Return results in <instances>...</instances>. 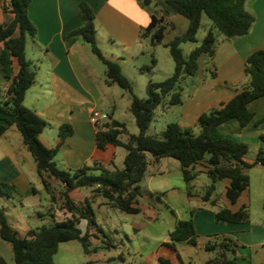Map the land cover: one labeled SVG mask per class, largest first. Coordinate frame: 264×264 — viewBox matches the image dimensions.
<instances>
[{
	"label": "trees",
	"instance_id": "1",
	"mask_svg": "<svg viewBox=\"0 0 264 264\" xmlns=\"http://www.w3.org/2000/svg\"><path fill=\"white\" fill-rule=\"evenodd\" d=\"M31 0H10L8 8L14 13L13 20L7 25H0V40L4 47L1 54V66L5 80L8 81V97L0 99V120L5 121L0 126L2 135L9 125H16L24 143L32 152L37 163V172L55 201L57 192L54 183L63 185L60 197L63 208L69 217L52 224H43L31 228L26 235H20L9 221L5 210L0 207V236L12 244L14 259L17 264H55L54 256L60 243L68 240H79L87 253L107 247L104 244L92 246V237L99 238V233L91 232L90 228L97 227L98 231L106 232L96 220L93 206L88 201L86 205L77 204L70 192L78 187L94 188L96 195H103L112 206L128 213H138L141 196L140 183L146 176L149 166L163 157H175L181 163L182 172L187 182L194 179L192 170L197 164L208 161L207 173L212 183L203 196L210 199L216 188V182L224 177L231 179L226 194L232 202H236L242 192L250 185L247 168L261 164L264 166V134L261 135L262 146L254 160H247L246 154L249 145L231 136H225L220 128L224 124L237 121L240 127L246 126L254 119V112L249 103L264 96V49H257L246 59L245 74L248 81L243 88L222 107L204 111L198 118L200 132L193 128L183 127L178 121L169 122L161 135L149 132L155 109L170 95V104H179L183 101L180 85L187 76H192L198 69V58L207 54L215 56L216 45L220 34L228 39L247 35L256 16L246 7L247 0H164L176 12L189 19L188 29L177 35L169 42H164L166 24L162 18L152 16L150 25L145 33L153 32L151 40L154 44L163 43L170 49L175 61L173 74L161 81L150 80L147 84L146 97H139L133 89V82L124 72L120 63L107 57L97 41L95 26V11L86 1L81 2L84 23L74 29L68 38L82 34L91 44L93 51L106 64V74L109 82L118 83L131 96L130 110L133 113L139 132L129 134L126 140L120 136L128 132L125 122L113 119L110 123L97 124V145L101 149L109 145L124 146L127 153L124 167L110 169L101 165H84L70 171L60 168L55 156L64 142L66 130L71 132L69 124L60 126V141L56 146H48L40 139V134L48 125V121L24 100L27 90L36 80L37 67L27 57V36H36L37 27L29 16ZM151 3L152 0H145ZM212 22L204 38L199 41L198 31L202 26L203 17ZM19 32L16 34V32ZM199 42L189 54H186L183 43ZM17 58L19 70L13 69V59ZM157 60L143 68L152 69ZM216 74L215 72H213ZM264 120V117L262 118ZM209 155V158L206 156ZM98 170V173L95 172ZM53 179V180H52ZM2 192L11 195L13 185L0 181ZM218 220L230 222H247L250 219L248 206L244 204L239 210L233 211L227 207L221 208L215 214ZM86 219L87 229H82L78 223ZM173 244L175 241L187 240L197 243V232L192 218L179 220L176 227L170 232ZM238 242L233 239L209 241L206 248L216 250L217 254L207 263L213 264H240L234 254ZM236 244V245H235ZM232 252V254L230 253ZM161 264H171V259L160 256ZM0 264H9L0 253Z\"/></svg>",
	"mask_w": 264,
	"mask_h": 264
},
{
	"label": "crops",
	"instance_id": "2",
	"mask_svg": "<svg viewBox=\"0 0 264 264\" xmlns=\"http://www.w3.org/2000/svg\"><path fill=\"white\" fill-rule=\"evenodd\" d=\"M82 1L88 2L95 11L96 35L99 46L107 57L118 61L121 66L123 63L130 64L131 57L143 51L148 38H151L153 33H145V29L150 25L153 15L162 18L163 23L167 25L164 31V42H169L177 35L184 33L190 22L186 16L181 17L184 15L176 12L164 0H152L155 4L154 8L146 4L144 0L30 1L29 16L37 27V34L34 37L27 36L26 51L27 57L36 65L37 73L34 84L26 92L24 102L48 121V125L40 134V138L48 146H56L59 143L61 139L60 126L62 124L71 125V132L65 133L64 142L55 156L57 165L70 171L84 165L107 167L105 165V152L101 151L115 145H109L105 149L98 147L96 139L97 125L93 112L99 111L103 124L110 123L113 119L120 120L114 115H116L118 98H125L120 89L122 87L118 83L109 82L106 73H103V71L99 76L93 66L83 60L80 49H83L87 42L83 35L79 34L75 38H68V35L74 29L81 27L84 23ZM9 2L10 0H0V25L9 24L14 18V13L8 8ZM246 7L255 14L256 20L247 35L235 39H228L222 34L219 35L213 64L210 68L216 75L205 80L199 79L193 84H190L187 77H185L183 81L185 80L187 83L182 85L181 90L183 101L179 104H170L171 96L168 95L155 109L153 120L161 122L159 128L161 133L167 124L172 121H178L183 127L191 128L194 126V132H200V128L197 127L199 116L204 111L222 107L223 103L228 102L243 88L242 82L246 78L245 63L247 57L257 49H264V0H250V2L247 0ZM178 20L182 24L180 29L177 24ZM211 25L210 19L204 16L201 26L203 35H199L201 28L198 31L199 41L204 38ZM18 33L17 31L16 34ZM150 42L155 49L160 45L165 46L163 43L154 44L152 40ZM198 43L186 42L182 44V47L185 50V46H187L185 53L189 54ZM3 47L4 44L0 40V99L5 100L8 97V81L5 80L1 66ZM156 59L157 63L150 69V72H154L159 63V59ZM13 69L15 73L19 70L16 57L13 59ZM150 80L149 78L144 80L145 87H147ZM225 81L234 82L239 86L218 85L219 83L223 84ZM104 105L113 109L109 121L105 120L102 111L98 110V107ZM128 105H131V96ZM249 108L254 112V119L242 132L244 134L252 132L254 135H259L264 132V121L260 124L261 126L259 125L260 127H256V121L264 117V96L251 101ZM171 112H173V116H169ZM4 123L5 121L0 120V126ZM48 127H50L52 133L50 137L45 134ZM155 128L157 129L158 125H155ZM206 158H209V155ZM246 159L253 160L247 157ZM89 162H91V165ZM164 162L174 163L182 171L179 160L173 159V157H163L155 162L159 165L157 168L159 172L168 169ZM207 162L206 160L200 163L201 165L197 164L194 169L207 173L209 168ZM154 175L151 174V176ZM0 181H6L13 185L11 195L2 192L0 189V200L3 203L5 200L2 196L10 198L6 199L7 204L16 199L23 203V199L28 196L32 197V195L34 196L39 192L40 186L43 184L37 172L35 157L24 143L22 133L16 125H9L6 131L0 135ZM218 181H221L224 187L223 194H221L224 207L237 211L246 204L245 199L250 186L242 192L236 202H232L226 194L231 179L224 177ZM216 189L217 185L213 193ZM87 190H92V187H87ZM86 192L82 187H78L73 189L70 195L77 204L86 205L85 202L88 203L89 201ZM212 200L217 203L219 197ZM100 204L109 203L102 200ZM138 206L140 207L139 203ZM4 209L12 224V218H16L12 209L6 207ZM60 209L61 213L58 218L56 213L52 211L51 205L48 207L47 212L52 214L55 222L65 219L68 215L63 208ZM38 214L42 215V212L38 211ZM215 214L207 217L208 225H215ZM221 221L242 224V222ZM194 223L196 232L200 231L198 222L194 221ZM37 227H32L29 224L24 228V235L31 228ZM233 228V233L239 239L235 251L239 263L264 264V220H254L247 228ZM96 229L97 227H92L90 231L95 232ZM240 231L244 233V236L240 235ZM176 242L189 241L179 240L173 244L171 238L168 239L166 244H168V251L171 256L158 255L157 261L159 264H161L159 261L160 256L170 258L171 264H173V259L176 257ZM205 245L206 242L201 243L202 247H205ZM207 255L206 257H210V253L207 252Z\"/></svg>",
	"mask_w": 264,
	"mask_h": 264
},
{
	"label": "rangeland",
	"instance_id": "3",
	"mask_svg": "<svg viewBox=\"0 0 264 264\" xmlns=\"http://www.w3.org/2000/svg\"><path fill=\"white\" fill-rule=\"evenodd\" d=\"M144 2L153 8L155 7L153 1L148 3L144 0ZM177 24L180 29L182 24L179 20ZM202 32L203 28H201L200 36L203 35ZM150 41L151 38H148L143 51L131 57L130 64H122L124 72L133 82L134 92L139 97L147 96L144 83L146 78L153 81H161L171 76L175 70V61L171 55L170 49L162 45L155 49L151 46ZM186 50L187 46H185L184 51ZM80 54L87 64L93 66L99 76L102 71L106 73V64L93 51L90 43L86 42L85 47L80 49ZM153 58H158L159 63L155 67L154 72H150L149 69L143 67L151 64ZM213 58L207 54L201 55L198 58V69L196 73L192 76H187V81L193 84L199 79L205 80L208 77L215 76L216 74L210 69L213 64ZM246 81H248V78L244 79L242 86ZM186 83L185 80H182L180 85L181 90L182 85H186ZM218 85H226L229 87L239 86V84L230 81H225L223 84L219 83ZM120 89L125 95V98H118L116 115H114V117L126 123L128 132L122 133L120 137L122 139H127L129 134L138 133L139 127L128 105L130 94L123 88ZM98 110L102 111L105 120H111L110 118L113 114L112 108L104 105L103 107H98ZM172 114L173 112L169 113V116H173ZM263 121L262 119L257 120L256 127ZM160 123L161 122L157 120H153L149 132L161 135L159 129ZM249 124L250 122L246 126L240 127L237 121H232L224 124L223 127L220 128V131L225 136H231L246 142L249 145V151L246 157L254 160L262 146L261 135L264 134V132L259 135H254L252 132H245L246 134H244L242 131ZM155 125H158L157 129ZM197 127L200 128L199 126ZM191 128L194 129L195 127L193 126ZM67 133H69L68 130H66V134ZM196 133L199 132L196 131ZM45 134L48 137L52 135L50 127L46 129ZM101 152H105V165L107 167H124V158L127 152L124 146H111L107 150H102ZM173 159L178 160L175 157H173ZM89 163L91 165V162ZM164 165L168 166V169L166 168L165 171L162 172L157 170L159 165L156 163L149 166L146 176L140 183L142 193L139 197V205L141 211L138 213H128L111 204H100L102 200H109L103 195L96 196L93 191L95 186H92V190H87L88 186H83L82 189L87 191L88 200L95 210L96 220L100 227L106 232V234H104L96 229L95 232L99 233V238L95 236L92 237V246L104 244L107 247L100 246L97 251L87 253L81 241H64L60 243L58 251L54 256L55 264H159L157 261L158 255L171 256L166 242L170 239V232L176 227L177 221L189 218L198 222L200 227V231H197V243L176 242V257L173 259V264H213L207 263L209 261L208 258L214 257L217 251L209 250L206 246L202 247L201 243H208L211 240L221 241L227 238L238 242L239 239L235 233H233V227L247 228L254 220H264L263 165L257 164L247 168V173L250 178V188L245 202L249 210V221L242 222V224H231L218 220L214 216L215 225H208L207 217L209 215H214V213L224 207L223 196H221L224 187L221 181L216 182L217 189L211 195L210 199H204L203 196L208 186L212 183L211 178L205 171L193 169L192 172L195 177L192 181L187 182L179 166L171 162H164ZM95 172L98 173V170H95ZM151 174L155 175L151 176ZM53 183L55 191L57 192L55 201L51 200V196L43 184L40 186L39 192L34 196L32 195V197L28 196L26 199H23V203L16 199L13 200L14 204L13 201L7 204L6 199L10 198L2 196L5 202L3 203L0 200V207L3 209L4 207L12 209L16 217L12 218V225L20 235L25 234L24 228L29 224L32 227H37L43 224L54 223V217L47 212L50 205L57 217L61 213L60 205L62 199L60 193L63 189V185L54 180ZM218 197V202H213L212 199ZM85 204L87 203L85 202ZM38 211H41L42 215H39ZM67 214L66 218L69 217V213ZM87 224L88 222L86 219H81L78 223L84 230L87 229ZM239 233L244 236V233L241 231ZM207 252L210 253V257H206ZM0 253L6 258L9 264H17L14 259L12 244L4 240L1 236ZM230 253L232 254V252ZM234 254L236 255V253ZM110 257L112 258L109 260L108 258Z\"/></svg>",
	"mask_w": 264,
	"mask_h": 264
},
{
	"label": "built area",
	"instance_id": "4",
	"mask_svg": "<svg viewBox=\"0 0 264 264\" xmlns=\"http://www.w3.org/2000/svg\"><path fill=\"white\" fill-rule=\"evenodd\" d=\"M93 117H94V119H95L96 125H97V124H100V125L103 124V123L101 122V119H100V113H99V111H94V112H93Z\"/></svg>",
	"mask_w": 264,
	"mask_h": 264
}]
</instances>
